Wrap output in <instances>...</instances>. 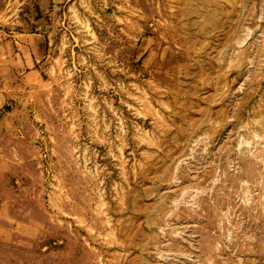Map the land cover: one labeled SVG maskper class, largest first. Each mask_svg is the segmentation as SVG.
Here are the masks:
<instances>
[{"label":"rangeland","instance_id":"rangeland-1","mask_svg":"<svg viewBox=\"0 0 264 264\" xmlns=\"http://www.w3.org/2000/svg\"><path fill=\"white\" fill-rule=\"evenodd\" d=\"M0 264H264V0H0Z\"/></svg>","mask_w":264,"mask_h":264},{"label":"bare ground","instance_id":"bare-ground-1","mask_svg":"<svg viewBox=\"0 0 264 264\" xmlns=\"http://www.w3.org/2000/svg\"><path fill=\"white\" fill-rule=\"evenodd\" d=\"M248 203V202H247Z\"/></svg>","mask_w":264,"mask_h":264}]
</instances>
